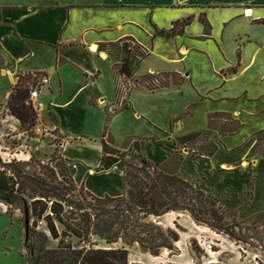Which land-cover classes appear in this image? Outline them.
<instances>
[{
  "label": "crops",
  "instance_id": "crops-1",
  "mask_svg": "<svg viewBox=\"0 0 264 264\" xmlns=\"http://www.w3.org/2000/svg\"><path fill=\"white\" fill-rule=\"evenodd\" d=\"M0 9L1 74L10 87L0 99L10 97L22 74L51 79L41 92L39 122L57 128L62 156L74 166L78 187L99 198L127 193L118 166L102 170L107 108L113 148L132 152L137 141L155 167L195 186L223 185V194L234 197L238 189L246 197L252 189L253 202L264 195V0H0ZM188 18L192 22L182 34H159ZM125 39L152 50L135 79L175 73L182 85L154 92L136 87L120 101L115 61L104 47ZM92 46L99 51H91ZM213 114H226L231 118L226 121L242 126L221 134L210 128ZM197 133L214 142V155L178 147L179 139ZM152 220L182 228L178 243L198 226L188 213ZM177 248L178 254L188 249Z\"/></svg>",
  "mask_w": 264,
  "mask_h": 264
},
{
  "label": "rangeland",
  "instance_id": "rangeland-1",
  "mask_svg": "<svg viewBox=\"0 0 264 264\" xmlns=\"http://www.w3.org/2000/svg\"><path fill=\"white\" fill-rule=\"evenodd\" d=\"M129 43L135 45L132 41ZM106 49L115 61L124 57L120 52V44L104 47ZM4 61L0 53L2 95L10 88L2 80ZM20 80L22 88L30 90L38 82L34 74L20 75L17 84ZM123 81L135 85L134 79L126 78ZM119 85L117 80L118 98L126 101L130 91L121 92ZM10 97L6 101L0 99V170L12 179L16 197L12 198V204H7L0 194V264H33L41 249L37 237L40 234L47 236L46 249H56L62 240L70 241L77 247L86 246L76 236L54 240L47 222L33 215L32 203L36 200L43 201L49 207L54 204L61 206L64 222L83 231L84 237L98 244L97 248L126 247L131 256L129 264H264V195L259 194L256 202H253L252 189L248 190L247 197L238 189L239 196L234 197L231 192L223 194L226 191L223 185H204V188L201 187L203 191L233 211L235 224L220 233L205 226H193L186 241L182 239L180 243L175 242L174 233L180 237L183 229L160 226L152 220L154 216L144 219V215L130 206L128 192L122 199H107L96 197L78 187L72 172L73 166L62 156L60 136L36 135L34 125L30 122L23 124L11 114L8 108ZM26 102L25 105L33 108L37 119L41 120L39 111ZM218 121L233 129L230 120L224 118ZM211 143L214 142L204 135L185 142L178 141L177 145L179 148L209 154L212 151ZM127 153V156L120 155L119 159L125 165L142 168L139 154ZM248 174L251 178L255 177L253 170ZM27 210L31 221L28 240L25 227ZM48 213L52 214L51 210ZM52 216L61 235L66 227ZM107 239L118 243L108 245ZM163 245H174V250L160 247ZM178 245L188 248L185 254L177 253ZM158 247L162 254L159 257L151 255V248L157 250ZM174 255L178 257L174 258Z\"/></svg>",
  "mask_w": 264,
  "mask_h": 264
},
{
  "label": "trees",
  "instance_id": "trees-1",
  "mask_svg": "<svg viewBox=\"0 0 264 264\" xmlns=\"http://www.w3.org/2000/svg\"><path fill=\"white\" fill-rule=\"evenodd\" d=\"M201 21L205 24V30L207 34H209L211 26L204 17L201 18ZM2 22L3 15L0 9V25ZM191 22L192 18L177 22L169 33L161 32L159 34L168 38L175 37L182 34ZM130 41L135 45L132 46L129 43ZM120 45V52L124 57L122 60H114L115 70L119 76H123L127 79H134L137 88L154 92L169 88L172 84L176 86L182 85L183 78L175 73L150 74L140 79H135L134 75L136 69L150 55V51L140 46L132 39H125L120 42ZM60 64H63V61H59V65ZM39 75L42 74H38V76ZM20 79L22 80V77ZM21 80L14 88L8 103V108L11 114L17 117L23 124L30 122V124L35 126L37 113L33 108H28L25 105V102L30 98L31 90L30 88L23 89ZM97 96L98 92L95 93V96L91 100L92 105L96 104L95 100ZM106 111L108 115L103 139L104 157L102 170L107 171L114 166H118L124 172L128 196L131 199L130 206L135 210L137 209V213L144 215V219L150 216L162 217L172 212L188 213L197 225L208 227L217 233L225 232L232 224H235L236 218L233 211L224 207L220 200L207 194L200 187L186 182L178 175L165 172V170L155 167L152 162L143 157L140 145L137 141L133 143L132 152L139 154V161L142 163V168H134L130 164L125 165L124 161L119 159V156H127L128 153L113 148V140L107 134L108 124L112 119V114H110L107 108ZM224 118L231 119L226 114L211 115L210 128L219 129L221 134H233L240 130L242 124L237 121H233V129H230L228 125L221 124L218 121V119ZM199 136L204 135L201 133L192 134L178 141L185 142ZM211 144L212 151L208 154L209 156L214 155L217 151V146L214 143ZM72 172L75 175L76 170L74 166ZM0 194L4 196L2 200L7 204H12V198L16 197L12 179L1 170ZM106 198L111 199L110 197ZM32 205L33 215L47 222L48 230L54 240L76 236L83 244H86L84 247H77L70 241L62 240L56 249H46L47 236L40 234L37 237L39 238L41 249L33 264H129L130 254L126 247L97 248L98 244L92 243L89 239L84 237L83 231L64 222L62 218L63 209L61 206L54 204V206L49 207L40 200L34 201ZM49 210H51L57 220L66 227V230H64L61 235L54 222V217L52 214L48 213ZM34 226L36 227V223ZM174 241H180V237L176 233H174ZM115 243H118V241L107 239L108 245ZM160 247L167 248L170 251L174 250V245H163ZM159 249L161 248L158 247L157 250L151 248V255L159 257L161 254Z\"/></svg>",
  "mask_w": 264,
  "mask_h": 264
},
{
  "label": "built area",
  "instance_id": "built-area-1",
  "mask_svg": "<svg viewBox=\"0 0 264 264\" xmlns=\"http://www.w3.org/2000/svg\"><path fill=\"white\" fill-rule=\"evenodd\" d=\"M38 79L37 82V86L36 87H32L31 88V93H30V98L28 99V101L26 102L27 105L29 106H33L34 109H36L37 111H39V117H41V104L39 103V100L41 98V92L45 89L50 87L51 85V79L47 76V75H36L35 76ZM124 79H126L123 76H119L118 75V81L120 83L119 90H121V92H125L128 93V91H131L133 88H136V86L132 83H124ZM130 84V85H129ZM129 94V93H128ZM125 99V97H124ZM40 119H37V124L34 127V132L36 133V135H47V136H51V137H56L58 135V131L56 127L53 128H49L47 126H44L42 124H40Z\"/></svg>",
  "mask_w": 264,
  "mask_h": 264
},
{
  "label": "water",
  "instance_id": "water-1",
  "mask_svg": "<svg viewBox=\"0 0 264 264\" xmlns=\"http://www.w3.org/2000/svg\"><path fill=\"white\" fill-rule=\"evenodd\" d=\"M30 225H31V221H30V218H29V211L27 210L26 211V234H27V240H28V237H29V230H30Z\"/></svg>",
  "mask_w": 264,
  "mask_h": 264
},
{
  "label": "bare ground",
  "instance_id": "bare-ground-1",
  "mask_svg": "<svg viewBox=\"0 0 264 264\" xmlns=\"http://www.w3.org/2000/svg\"><path fill=\"white\" fill-rule=\"evenodd\" d=\"M91 50H92L93 52H96V53L99 51L97 46H92V47H91ZM6 75H9V73L5 71V76H6Z\"/></svg>",
  "mask_w": 264,
  "mask_h": 264
}]
</instances>
